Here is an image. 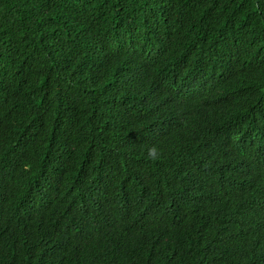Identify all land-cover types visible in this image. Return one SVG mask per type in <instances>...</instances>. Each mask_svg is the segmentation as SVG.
<instances>
[{"label": "trees", "instance_id": "obj_1", "mask_svg": "<svg viewBox=\"0 0 264 264\" xmlns=\"http://www.w3.org/2000/svg\"><path fill=\"white\" fill-rule=\"evenodd\" d=\"M0 264H264V0H0Z\"/></svg>", "mask_w": 264, "mask_h": 264}, {"label": "clouds", "instance_id": "obj_2", "mask_svg": "<svg viewBox=\"0 0 264 264\" xmlns=\"http://www.w3.org/2000/svg\"><path fill=\"white\" fill-rule=\"evenodd\" d=\"M149 159H152V160L158 159V156L156 155V150L155 149H150L149 150Z\"/></svg>", "mask_w": 264, "mask_h": 264}]
</instances>
